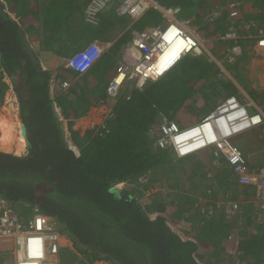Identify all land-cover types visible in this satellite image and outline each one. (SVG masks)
<instances>
[{
  "label": "trees",
  "instance_id": "trees-1",
  "mask_svg": "<svg viewBox=\"0 0 264 264\" xmlns=\"http://www.w3.org/2000/svg\"><path fill=\"white\" fill-rule=\"evenodd\" d=\"M33 1L10 2L14 7L17 4L18 7L21 5L27 8ZM41 1L44 5L35 9L40 11V15L33 18L34 29L39 27V30L32 32L31 38L27 39L28 28L33 31L32 28H25V19L18 22L9 17L6 3L0 0V105L9 88L4 81L7 75L18 93L29 148L23 155L0 150V198L10 201L15 211L23 216L33 213L35 207L39 212L55 218V230L69 238L77 250L87 249L88 258L93 256L116 264H264V232L256 231L255 234L249 232V229L246 231L244 227L234 230L238 228L236 224H239L236 221H242L239 217L242 215L243 220L247 221L246 225L254 226L250 222V211H254L256 206L253 189L238 184L233 178L239 189L243 190L234 195V199L241 202L247 200L242 203L244 212H237L234 218L227 221H219L215 214L211 218L203 215L202 208L206 203L199 200L210 195L209 192L215 190V184L220 186L221 181L212 178L207 180L209 182L205 187L201 183H189V173L197 176L196 166L213 169L215 157L220 158V163L226 164L224 155L215 154L212 146L208 147L210 150L206 148L207 152L204 151L206 160L196 154L174 158L173 147L169 143L161 146L157 142L155 125L160 126L164 119L175 120V110L163 108L160 101L155 102L152 98L159 92L153 91L152 87L163 76L155 81L148 80L142 88L134 89L130 98L120 94L112 99L107 92L100 90L101 81L108 78L106 89L117 73L121 46L130 44L135 31L141 32L148 27L161 25V12L151 8L129 26V18L120 17L116 11L121 0H110L102 11L100 24L91 25L100 29L105 22V27L111 24L113 29L116 27L118 34L124 29L123 33L96 65L78 74L65 66L60 69L43 68L36 46L39 42L42 45L53 43L59 46L57 39H50V36L53 38L56 35L49 33V23L60 25L66 22L76 12H73V4L80 6V0H39L38 3ZM233 1H240L238 7H243L244 16L249 10L252 13L257 11L262 20L264 0H251L248 6L241 2L243 0ZM162 3L168 6L179 5L181 13L186 6L189 7L185 19L191 25H199L203 32L208 27L201 21L205 13L195 15L194 7L199 3L203 6L200 9L205 10L212 4L210 0H162ZM114 17L118 21L114 22ZM40 19L44 20L45 30L41 27ZM246 19L251 21L249 17ZM111 27L109 25L108 28ZM226 27L223 19L217 23L215 30L224 31ZM212 28H208L206 36L213 35ZM260 33H264V27ZM66 46L69 48L70 45ZM205 55H192L193 59L184 61L187 55L177 67L178 77L175 82L178 85L186 83V89H196L194 80L207 68L211 69L208 63H205V67L201 65ZM194 70L200 73L195 76ZM63 82L67 85H62ZM171 83L172 80L165 82V99L172 94L166 89L168 87L170 90ZM93 84L98 87L97 92L100 94L94 91L90 93L88 87L92 85L93 89ZM215 99L212 95L209 100L213 102ZM174 100H170L172 106L177 104ZM105 103L110 107L107 127L89 128L83 135L73 128L77 118L91 106ZM57 106L69 120L70 139L79 151L68 142ZM242 134L241 138L244 137ZM254 139L264 141L263 137L255 136H251L248 141L251 143ZM260 166H264V161L257 166H250L248 162L250 170ZM226 169L230 170L228 166ZM160 170H168L167 180L163 179ZM172 174L175 175L173 179ZM203 178L207 179V176ZM175 179L176 185L172 183ZM184 180L189 184L184 185ZM133 182L145 188L149 187V183L153 186L157 183H171L177 192L163 190L145 195L143 189L135 191L131 185ZM121 183H126V186L117 187ZM221 187L216 192L218 195L226 191ZM192 191L199 196L192 195ZM244 192L246 194L242 195ZM25 204L28 206L25 207ZM234 219L235 222H232ZM196 228L201 231L198 233L200 235L191 234ZM234 235H239L236 236L237 240ZM257 236H260L259 240ZM232 237L234 244L229 241ZM237 248L240 252L232 253Z\"/></svg>",
  "mask_w": 264,
  "mask_h": 264
},
{
  "label": "built area",
  "instance_id": "built-area-1",
  "mask_svg": "<svg viewBox=\"0 0 264 264\" xmlns=\"http://www.w3.org/2000/svg\"><path fill=\"white\" fill-rule=\"evenodd\" d=\"M109 1L110 0H91L85 8V21L92 25H99L101 22L100 16L102 11ZM151 7H158L169 21V25L167 27H164L163 25L152 26L144 31L135 32L133 47L138 51L139 56L137 59L135 58V61L124 60L119 64L117 74L110 80L106 87V92L112 98H116L120 95L124 90L125 85L128 86L125 93L127 95L126 98H130V90L136 87V82L141 86L146 79H156L161 76L155 77L153 73H149V70L152 68L156 58L155 53L162 51L167 45L164 40V35L169 30L170 26L175 25L181 36L191 39L190 48L181 56L192 51L201 52L202 49L207 50L204 40L199 36L195 29H192L189 26L190 21H180L178 18V14L180 13L179 7L171 8L161 6L158 4V0H121L116 11L120 17L125 16L137 20ZM223 11L224 8L211 11L205 16V22H213L216 18L222 15ZM229 12V15L232 17L239 15L240 11L238 3H231L229 5ZM204 31L205 33H209L207 28H205ZM218 38L222 41L231 40L229 41L231 46L226 55L229 62L237 60V58L243 54V47L239 43L240 35L234 27H230L225 34H218ZM111 45V40L94 39L85 48L67 58L65 65L74 72L82 74L86 72L100 58V56L110 48ZM257 46L264 54L263 34L260 36ZM181 56L177 58L175 63L180 60ZM121 76L123 77V80L119 83L117 80ZM64 84H66V82H64ZM238 110L244 113V116L239 117V120L243 123L242 127L244 128L232 135L229 134L230 136L227 135L223 140H214L205 146H218L217 148H219V150L224 153L223 155H225V163L232 170L235 181L240 185L249 188L251 187L253 189L255 192L254 202L256 203L254 211L259 218L258 225L262 226L264 224V166H260L256 170L248 169L242 152L238 147L232 146L228 143L227 139L247 129L257 126L260 127L262 125V131L264 132V111L261 110L253 115L236 97H229L225 102L220 104L215 111L206 116L202 122L209 119L214 114L217 115L224 112H227L226 114H228V112ZM256 117L257 119H255ZM184 130L185 129L180 128L174 122L164 123L156 127L155 133H158L157 142L161 146H164L166 143L172 141L180 156L189 154L191 152H180L175 142V138ZM216 154L218 155L217 152ZM242 203L244 204L245 202L229 200L222 203L223 206L222 204H219L218 206L223 208V215L225 217L232 218L233 215L241 211L243 207ZM18 213L15 211L10 201L0 198V255L12 253L18 256L15 263H11L10 260H8L4 262V264H22L23 261L25 262L27 260H34L36 264H46L45 252L47 251V244L57 239L58 234L52 231L53 228L50 226L47 216L34 213V215H36H33L34 217H32L31 215L23 216L22 213H19L18 215ZM32 238H40L42 240V245L34 255L31 253Z\"/></svg>",
  "mask_w": 264,
  "mask_h": 264
},
{
  "label": "rangeland",
  "instance_id": "rangeland-1",
  "mask_svg": "<svg viewBox=\"0 0 264 264\" xmlns=\"http://www.w3.org/2000/svg\"><path fill=\"white\" fill-rule=\"evenodd\" d=\"M3 1L4 2H2V3H5V0H3ZM38 1L39 0L33 1L34 4L32 3L30 6L27 7L30 10V12H27V13L22 12V17H25V16H28V18L37 17L38 16V10H35V9H38L39 8V5H41V4L44 5L42 3V1H41V3H38ZM220 1H221L220 3L224 4V2L222 0H220ZM16 5H15V7H16ZM188 9H189V7L186 6V8L184 9V12L178 15L180 19H185L187 17V14H188L187 13V10ZM16 11L17 12H20L18 8H16ZM7 14L13 20L18 21V22L20 21L21 15L11 14L9 11H7ZM75 15L76 14H74V16ZM115 18L116 17H114L112 20H114V22L118 21V18H117V20ZM75 20H77V18ZM69 21H70V19H69ZM165 23H167V21H166V19H163L162 20V24L164 25ZM24 25H28L29 26V24L27 22H24ZM31 28L33 30L32 31L33 33L39 30V27L36 28V29H34V24H33V26H31ZM198 30H199V32L201 34H203V31L200 28ZM45 34L48 35V36H50L49 33H45ZM55 34L57 36L58 35V32L55 33ZM27 35L31 36L30 33H27ZM205 46L209 50V46L210 45L208 44V45H205ZM247 47L248 46H246V48ZM205 53H206L205 57L202 58V59H204L203 60L204 63H202L201 65H202V67H205L206 66L205 63H208L211 66V68H212L213 67V64L209 63L208 62L209 60L206 58V56H208V51H205ZM188 59L189 60L190 59H193L192 58V54H188V58L186 60H184V61H187ZM181 61H179L178 63H176L174 65V67L170 71H168L165 75H163V77L161 79H159L154 84V86L151 85V86H153L152 87V90L153 91H159L158 93L156 92L155 95H153L152 98H153V100L155 102L160 101V104H161V106L163 108H166V109H170L171 108V109L175 110V117H174V119L178 122L177 125L180 128H188V127H191V126L199 123L200 120H201V118L204 117V116H202L203 115L202 110H203V107H204V104L203 103H205V98L203 96V93H202V95L200 97V95L197 93V90L196 89H192V88L191 89H189V88L186 89L185 88L186 87V83L184 84V82H183V83H180L178 85L175 82L177 80V77H178V70H177L178 68L177 67L179 66V63ZM200 62H201V60H200ZM1 65L2 64H1V60H0V66ZM194 73H196L195 74V76H196L200 72L194 70ZM193 75L194 74L192 73V76ZM195 78L196 77H193V79H195ZM169 80H172V83H171V86H170V90L168 89V87H166V89L169 92L171 91L172 94L170 95V97H168V98L165 99V82H168ZM4 81H6L8 83L9 88L5 91L4 100H3L2 104L0 105V115H2V114H6V115L9 114L10 115L11 114V116H15V119L18 121V123H20L19 124L20 131H21L20 133L22 135V129H21V127H22L23 120H22L21 114H20L21 113V110H20L19 102L16 104V101L18 100V93L14 89V87H13V89L10 88L11 85L13 86V84H12L10 78L7 75L4 77ZM107 82L108 81L105 82V86H106ZM102 85L103 84L101 83L100 86H102ZM136 85H139V84H136ZM208 85H210V84L209 83H205L203 85V83H200L198 86H199V89L202 90L205 87H207ZM105 86L102 88V92H103V90L105 92ZM127 88H128V86H127ZM171 88H174L176 90L172 91ZM126 91H127V89H124V92H126ZM130 92L132 93V90H130ZM211 92L214 93L215 95L218 94L217 93V90L215 88L214 89H211ZM97 93L100 94L99 92H97ZM128 93H129V91H128ZM125 95H123V96H125ZM189 96H192L191 99H186ZM13 97L15 98V100H14ZM173 99H175L174 101H177V104L174 105V106H172L171 105L172 102H170V100H173ZM9 109H10V111H9ZM210 109L211 108H209L208 110H210ZM56 110H60V107L57 106L56 107ZM90 110H91V113L89 114ZM109 113H110V107L107 106L106 103L105 104H102V105H99V104L93 105V106H91L89 108V110L86 113H84L80 117H78V119L76 121V124H75V127L76 128H74V129L79 130L80 131V134L83 135L85 133V131L87 129H89V128L98 127V126H102V128H105V127L108 126V120L107 119L109 117ZM59 115L61 116V118L63 119V122L65 123V121H67V119L64 117L63 114L61 115L59 113ZM170 121H171L170 119H167V121H164L162 123H166V122H170ZM156 127H157V125H155L154 128H156ZM257 127L258 128H254V129H251V130L250 129H247V130H250V131H247L245 134L238 133V134L233 135V137L227 139L228 140V143H230L232 146L238 147V149L242 152V154L244 155L245 160H246L247 168H248V162H249L250 166H253L254 165V163L251 162V160L249 158H251L252 160H255V158L258 155H262V157H263L262 161H264V141H259V140L258 141H255V139L253 140L254 142H251V143H250V141H248L251 136H255L257 138H262L264 136V132L262 131V127L261 126H260L261 128L259 126H257ZM65 130H66V127H65ZM154 131H155V129H154ZM66 133L68 135L67 138H68L69 144L71 146H73L74 148H76L77 151H79L78 147L75 146V144L70 139V134L68 132H66ZM156 134H158V133L156 132ZM241 134L244 135L243 138L240 137ZM237 138L239 140H242L243 141L242 145L240 144V141H237ZM168 143H169V145H171L173 147L172 148L173 149L172 156L174 158L178 157L179 156V153L177 152L176 147L174 146V144L173 143L171 144L170 142H168ZM210 146H213L214 153L216 154V152H217L218 153V156L221 155V153L224 154L223 152H221V150H219V148H217L218 146H216V145H210ZM245 147H247V148L244 149ZM28 149H29L28 148V145L25 142V149L22 152H20V154L23 155V154L27 153ZM0 150H2L4 152H8V151H5V149H3L2 145H1V142H0ZM204 151L207 152L208 150L207 149H204L203 150V148H202V150L200 149V150H197V151L192 152L190 154L191 155L196 154L202 160L203 159L206 160L207 159V156H205L206 155V152L204 153ZM14 152L15 151H9L8 153H14ZM245 152L246 153L248 152V154L251 155V156H247V154L245 155ZM187 155H185V156H187ZM219 159L220 158H216L215 157V160H214L215 167L213 166V169H210V170L205 169L204 166H199V167L196 166L195 167L196 168L195 171H197V174H196L197 176L195 177L194 175H192L191 173H189L188 174L189 177H190L189 180H191L189 183H191V182L198 183V184L201 183V186L202 187H205L206 184L209 182L207 180H210L212 178H215L216 180L221 181L220 182V186L219 185L216 186V184H215V186H214V189L215 190L214 191H210L209 192L210 195H208L207 197H204L203 200H202V198H200L199 201L206 203V205L202 208V211L204 213L203 215H208L209 218H211L215 214V216L217 217V219L219 221H225V220L227 221V219H232L234 217H232V218H227V217L224 218L225 216L222 215L223 214V210H222L223 208L222 207H219L218 205L219 204H222V203H224L226 201H229V200H237V199H234L235 198L234 195L238 194V192L243 191V190H240L239 187L237 186L236 182H234V180H233L234 174H232L231 170H227L226 169V166L227 165L224 164V163H222V162L220 163ZM255 163H257V162H255ZM164 171L165 170H160V174L163 177V179H166V177L168 179L169 172H168V170H166L167 172H164ZM217 171H219L218 172L219 174H216ZM206 172H207V174H205ZM204 175L207 176V179L203 178ZM171 176H172V179L175 177L174 174H172ZM186 177L187 176H185L184 179ZM179 179H180V177L178 178V180L175 179V181H173L172 183L174 184L176 182V180H177V183H178L179 182ZM142 180H145V179H142ZM185 180L183 181V184L184 185H188L189 183L185 182ZM187 181H188V179H187ZM177 183H175V185ZM131 185H132V187L133 186L135 187V191L138 190V189H140V190L143 189L145 191V195H153L154 193H156L158 191H163V190L173 191L174 193L177 192L171 186V183H169L167 185H163V184L157 183L156 186H153L152 183H149V187H147V188H145L144 185H140L137 182L136 183L133 182ZM221 185L223 186V188L226 189V191L225 192H221L218 195L216 192H218V191L221 190V188H222ZM124 186H126V183H121V184L117 185V187H119V188H122ZM231 186H232V190L230 189ZM233 186H234V188H233ZM245 194H246L245 192L242 193V195H245ZM192 195H196L197 197L199 196V194H196L195 191H192ZM222 196H227V198L224 199V198H222ZM243 201L246 202L247 200H243ZM26 206H28V205L25 204V207ZM222 206H223V204H222ZM244 208L245 207H243V210L240 211L238 214H241V212H244ZM36 210H37L36 208H33V213H28V214H32L31 216L34 217L37 214L36 213ZM247 210H251V208H247ZM194 212H195V210H194ZM250 212H251L250 214H251V218H252L250 220V222L252 221L251 224H253L254 226L250 227L249 225H246L245 223H247V221L245 219L243 220L244 216L243 215L242 216H239L238 215L239 217H241L240 219L242 221H239V222L236 221L239 224L238 225L236 224V226L238 228H236L234 230H237L239 228L244 227V229L246 231H248V229H249V230H251L249 232H252V233H255V231H263L264 232V224L262 226L258 225L259 218L255 214L256 212L253 211V210H251ZM34 213H36V214L34 215ZM38 214H43V213L38 212ZM48 219H49L50 226H52L53 231L55 232L56 231L55 229L57 227V221L55 220V218L50 217V216H48ZM232 222H235V219ZM200 232L201 231H199V228H196L195 230L192 231L191 234L200 235V234H198ZM245 235L243 236V238L245 237ZM236 236H239V235H236ZM236 236L234 235L235 239L237 240V237ZM259 238H260V236H257V239L258 240H259ZM64 239H68V240L65 241ZM217 240H220V239L217 238ZM58 241L61 243V245L63 244L62 247H66V248H60V249L58 247V249H59L58 253L60 255V264H77V263H83V261H81V260L78 259V257L76 256L75 252L72 251L71 246H73V243L65 235H63L61 238H57V239L49 242L47 244V248H50V249H53L54 248V250H56V246L58 245ZM229 241L232 242L233 244L235 243V240H234L233 237L230 238ZM220 244H223V242L221 240H220ZM83 252H85V256L83 257V259H86V261L88 263L90 261V264H96V262H94V260H93V258H94L93 256H90V259L89 260L87 259V257H86L87 256V249H84ZM238 252H240L238 250V248H237V250L235 249V250L232 251V253H235V254H237ZM57 256H58V254H56V258H57ZM94 259L97 260V258H94ZM55 263L56 262H53V264H55ZM83 264H85V262Z\"/></svg>",
  "mask_w": 264,
  "mask_h": 264
},
{
  "label": "crops",
  "instance_id": "crops-1",
  "mask_svg": "<svg viewBox=\"0 0 264 264\" xmlns=\"http://www.w3.org/2000/svg\"><path fill=\"white\" fill-rule=\"evenodd\" d=\"M6 1L7 2H5V3L8 7V11L10 9L9 12L11 14L21 15L20 20L25 19L26 22L29 24V26L25 25V28L33 26V24H34L33 18H28V16L22 17V12H24V13L30 12V10L28 8H26V6L22 7L19 4L20 6L18 7L16 5V7H18V9L20 11V12H17L16 7H14L12 5V3L10 2L11 0H6ZM222 1L225 2L226 0H222ZM230 1H233V0H230ZM250 1L251 0H245L243 3L245 4V6H248V4H250L249 3ZM210 2H212V4H210L209 7L205 10H201L200 8H203V6L199 3H196V6L194 7V9H196L194 11L195 15L199 14V16H200V14L202 15V14L206 13L205 11L209 10V8L213 4H215V3L218 4L221 1L220 0H210ZM88 3H89V0H80V4H81L80 6L81 7L80 6L76 7V5L73 4V6L75 7L73 12L76 11L74 13V14H76L75 15L76 17L74 16V14H72L68 17L66 22H63L60 25H59V23H58V25L54 24V22L49 23V25L51 27V30L49 33H52V35H56L55 33L58 32V35L56 37L52 38L50 36V39H57L59 41L60 47L58 45L53 44V43L51 45H48V43L47 44L44 43V45H42L41 42L38 43V46H36V48L38 50V54H39L38 57L40 60V64L43 68L47 67L50 69H60L64 66L66 67L65 64H66L67 58H69L71 55H73L77 51L85 48L94 39L104 40L103 38H106V39L113 40V44H114V42L118 38V36L123 33L124 29L121 30L118 34L116 27H115V29H113L111 27V24H108V26L105 27L104 26V24H106L105 22L102 23V26L100 29H96L91 24L87 23L85 21L84 13H85V8L87 7ZM73 6H71V7L73 8ZM60 7L61 6H59V8ZM13 8H15V10H12ZM39 15H40V11L38 10V16ZM246 17H249L252 22H255L256 26L253 27L252 29L249 27L248 28L247 27L246 28L241 27L239 29L240 33H242V34H240L241 35L240 41H245L242 38L243 34H248V37L252 38L255 36V34H259L260 32H262V27H264V22H263L264 21L263 20L264 15L262 16L263 18L261 20V16L258 15L257 11L252 13L249 10L247 12V14L245 15V18ZM76 18H77V20H75ZM69 19H70V21H69ZM120 20H123V19L120 18ZM39 22H41V27H43V29L45 30V26L43 25L44 20L40 19ZM131 22L132 21L130 19H128L127 24H129V26H130ZM258 23H260V25ZM109 25L111 28H108ZM94 29H96V30H94ZM259 29H260V32H259ZM44 30H42V31H44ZM214 30H215V27L213 28V31ZM30 31L31 30H29V28H28L27 33L31 34L32 31L31 32ZM216 32L217 31L215 30L214 33H216ZM27 33H26V37H27V39H30L31 36L27 35ZM214 33L211 36L208 35L205 37V39L207 40V44L210 45L209 46L210 51L208 52V56H206V58L209 60V61L207 60L209 63L213 64V67L211 69L207 68V70L205 72H202L199 75V77L194 80V82H195L194 85L196 86L197 93L200 95V97L203 93V96L205 98V103H203L204 107L202 110V112H203L202 116H204V117L208 116L210 113L215 111L217 109V107L220 104H222L227 98L232 97V96H235L242 104H244L249 109V111L251 113L260 112L261 110L264 111V54H263V52L260 49H258L255 46V42H253V40L250 39L247 42L245 41L246 46H248L245 49V53L242 56H239L237 58V60H235L233 62H229L228 61L229 59H227L226 53H227L228 47H230L229 41H231V40L221 41L220 39L216 38ZM114 34H116V35L114 36ZM245 37H246V35H245ZM113 44H112V46H113ZM66 45H70L69 48H66V47H68ZM112 46L110 48H112ZM109 49L107 51H109ZM130 50H131V48L129 49L128 46H123V47L121 46V48L119 50V58L118 59L120 60V59L125 58L127 55H130L131 54ZM129 57L130 56H128L127 59ZM100 58L96 61V63L100 60ZM96 63H94V64L96 65ZM71 72H72V70H71ZM98 77H100V76H98ZM106 81H108V78H105V79H103V81H101L103 85L100 86V90H102V88L105 86ZM200 83H203V85L205 83H209L210 85H208L204 89L200 90L199 86H198ZM93 86H95V84H93ZM95 87H93V89H92V85H90L88 87L90 93H92V91L97 93L98 87H96V88ZM10 88L13 89V86L11 85ZM214 88L217 90V93H218L216 95L211 92V89H214ZM98 91H99V89H98ZM212 95H214L216 98L213 102H211L209 100ZM18 102L19 101L17 100L16 104ZM209 108H211V109L208 110ZM58 111L62 115L61 110H58ZM90 113H91V110H90L89 114ZM204 117H202L201 119H203ZM166 120L167 119H164V121H166ZM171 121H173V120H171ZM68 122H69V120L67 119V121H65V123H64V128L66 127V132H68L70 134V131L68 130ZM175 122H177V121H175ZM75 124H76V122H75ZM75 124H74L73 128H76ZM254 128H258V127H254ZM254 128H251V129H254ZM250 130H245L241 133L245 134L247 131H250ZM0 134H1V132H0ZM237 141H240V144L242 145L243 141H241L239 139H237ZM246 154H247V156H251L248 154V152L247 153L245 152V155ZM249 159L251 160V162L254 163L253 166H257L262 161L263 157H262V155H258L255 158V160H252L251 158H249ZM255 162H257V163H255ZM231 172H232V170H231ZM232 174H233V172H232ZM234 180H235V177H234ZM64 240L67 241L68 239H64ZM58 246L59 247L63 246V244L61 245V243H60ZM71 248H72L73 252H76V255L78 256L79 260H83L85 262V264H90V261L88 263L86 261V259H83V257L85 256V252H83L84 249L77 250L73 246H71ZM56 254H58L57 258H56ZM51 257H52V259H51L50 264H53V262H56L55 264H60V255H59L58 251L56 253L52 254ZM86 257L88 260L90 259V258H88V256H86ZM10 259H11V256L10 257L4 256L3 259L0 256V264H4V262H6ZM93 260H94V262H96V264H116L112 261H106V260L99 259V258H97V260L93 258Z\"/></svg>",
  "mask_w": 264,
  "mask_h": 264
},
{
  "label": "bare ground",
  "instance_id": "bare-ground-1",
  "mask_svg": "<svg viewBox=\"0 0 264 264\" xmlns=\"http://www.w3.org/2000/svg\"><path fill=\"white\" fill-rule=\"evenodd\" d=\"M164 40L167 45L162 51L155 53L156 58L152 68L149 70V73H153L155 77L169 71L177 58L190 48L191 43L190 38L187 39L179 34V30L175 25L170 26L169 30L164 35ZM122 80L123 77L121 76L117 82L120 83ZM226 113L227 112L217 115L214 114L202 123L185 129L175 138L179 151L183 153L197 151L214 140H223L227 135L230 136L229 134L232 135L244 128L242 127L243 123L239 120L240 116H244L242 111L238 110L228 112V114ZM251 114L255 115L254 113ZM8 115H0V142L5 151L20 153L25 149V141L20 133V123L15 119V116H11V114ZM255 119H257V117ZM41 243L42 240L40 238H32V255L40 248L42 245ZM22 264L36 263L34 260H27L25 262L23 261Z\"/></svg>",
  "mask_w": 264,
  "mask_h": 264
},
{
  "label": "clouds",
  "instance_id": "clouds-1",
  "mask_svg": "<svg viewBox=\"0 0 264 264\" xmlns=\"http://www.w3.org/2000/svg\"><path fill=\"white\" fill-rule=\"evenodd\" d=\"M2 2H3V0H1ZM242 3H243V1H241ZM231 3H234V1H228V2H224V4H222V3H218V4H213L210 8H209V10H207V12L203 15V18H202V22L204 23V24H207V26L208 27H206L207 29L208 28H210V27H215L216 28V25H217V23L219 22V21H221V20H225V22H226V24H227V27H226V30L225 31H220V30H218L216 33H214V35L216 36V38H218V34H225V33H227V31L229 30V28L230 27H234L235 28V30L237 31V33L240 35V34H242V33H240V28L242 27V28H253V27H255L256 26V23L255 22H252V21H248L246 18H245V16H244V12H243V7H240L239 6V11H240V13H239V15H237V16H235V17H232V16H230L229 15V5L231 4ZM235 3H238V4H241L240 3V1H238V2H235ZM158 4L159 5H161V6H167V7H171V8H175V7H179L180 8V13L179 14H181V12H182V9H181V7L179 6V5H164L163 3H162V0H158ZM244 4V3H243ZM151 8H156V9H158L159 10V8L158 7H151ZM150 8V9H151ZM220 8H224V11H223V13H222V15L220 16V17H218V18H216L213 22H205V16L208 14V13H210L211 11H213V10H215V9H220ZM150 9H148V10H150ZM147 10V11H148ZM146 11V12H147ZM160 11V10H159ZM145 12V13H146ZM161 12V11H160ZM144 13V14H145ZM143 14V15H144ZM161 14H162V16H163V19H166V21H167V23H165L164 25L161 23V25H163L164 27H167L168 25H169V21L167 20V18L164 16V14L161 12ZM178 14V15H179ZM142 15V16H143ZM141 16V17H142ZM129 18V17H128ZM178 18H179V16H178ZM131 21H135V20H133V19H131V18H129ZM180 19V18H179ZM183 20H187V19H180V21H183ZM244 22V23H243ZM189 26L192 28V29H195L196 31H197V33L199 34V36L204 40V44L205 45H208V44H206L207 43V40L205 39V37H206V33L205 32H203V34H201L200 32H199V25H191V24H189ZM217 29V28H216ZM146 30V29H145ZM212 31H213V28H212ZM136 32V31H135ZM214 32V31H213ZM213 32H211V34L213 33ZM264 35V33H259V34H255V36L254 37H252V38H249L248 37V34H243L242 35V38H243V40H245L246 42L248 41V40H250V39H252L253 40V42H255V46L259 49V47L257 46L258 45V40L260 39V36L261 35ZM245 35H246V37H245ZM134 37H135V33H134ZM219 39V38H218ZM102 40V39H101ZM106 40H110V39H106ZM241 40V35H240V39H239V43L241 44V46L243 47V54L245 53V49H246V44H245V41H240ZM112 41V44H113V40H111ZM222 41V40H221ZM249 44V43H248ZM133 45H134V38H133V40L130 42V44L128 45V48L130 49L131 48V54L130 55H127L125 58H123V59H121V61L119 62V64L121 63V62H123L124 60H132V61H135V58L137 59V57L139 56V53H138V51H136L135 50V47H133ZM112 46V45H111ZM110 46V47H111ZM231 46V45H230ZM229 48L230 47H228V50H229ZM207 49V48H206ZM228 50H227V52H228ZM261 50V49H260ZM205 51H208L209 52V50L207 49V50H204V49H202L201 50V52H194V51H192V52H188V53H185L183 56H181V58H180V60L179 61H181L186 55H188V54H192V55H195V56H200V55H202V54H204L205 53ZM262 51V50H261ZM263 52V51H262ZM105 53V52H104ZM103 53V54H104ZM196 53V54H195ZM198 53V54H197ZM102 54V55H103ZM206 54V53H205ZM227 54V53H226ZM242 54V55H243ZM101 55V56H102ZM241 55V56H242ZM100 56V57H101ZM128 56H130L128 59H127V57ZM227 59H228V57H227ZM0 60H1V58H0ZM178 61V62H179ZM229 61V60H228ZM178 62H176V63H178ZM96 63V62H95ZM175 63V64H176ZM119 64H118V66H119ZM174 64V65H175ZM174 65H173V67H174ZM173 67H171L170 69H169V71L173 68ZM91 68V67H90ZM89 68V69H90ZM88 69V70H89ZM118 69V68H117ZM87 70V71H88ZM86 71V72H87ZM168 72V71H167ZM166 72V73H167ZM75 73H77V72H75ZM85 73V72H84ZM166 73H164V74H162L160 77H158V78H156V79H150V78H148V79H146L145 80V82L143 83V84H141V86L140 85H136V87L135 88H133L132 89V91L134 90V89H136V88H142L143 86H144V84L148 81V80H150V81H155V80H157V79H159V78H161L163 75H165ZM79 74V73H78ZM117 74V73H116ZM112 79V78H111ZM64 84V82L62 83V85ZM136 84H138L137 82H136ZM67 85V84H66ZM124 89H128L127 88V85H125V87H124ZM105 92H106V89H105ZM125 93L126 92H124V90L121 92V94H123V95H125ZM126 96V95H125ZM232 97H235V96H232ZM112 99H114V98H112ZM244 105V104H243ZM205 118V117H204ZM203 118V119H204ZM203 119H201L200 120V122L199 123H197V124H200L201 122H202V120ZM170 122H174V123H176L177 124V122H175V121H170ZM166 123H169V122H166ZM23 124V123H22ZM162 124H164V123H162ZM161 124V125H162ZM197 124H195V125H197ZM195 125H193V126H195ZM158 127V126H157ZM192 127V126H191ZM22 128V127H21ZM188 128H190V127H188ZM254 128V127H253ZM182 129H187V128H182ZM155 130H156V128H155ZM170 143L172 144L173 142L172 141H170ZM174 144V143H173ZM174 146H175V144H174ZM73 147V146H72ZM208 147H212V146H210V145H208V146H205V147H203V149H206V148H208ZM201 150H202V148H200ZM200 149H198V150H200ZM195 152V151H194ZM192 153V152H191ZM190 154V153H189ZM188 154V155H189ZM22 155V154H21ZM187 155V154H186ZM180 156V155H179ZM181 156H185V155H181ZM35 208V207H34ZM38 211V210H37ZM36 211V213H38ZM20 213V212H19ZM18 213V214H19ZM28 214V213H27ZM29 215H32V214H28V216ZM42 215H45V216H47L48 217V215H46V214H42ZM53 231V230H52ZM57 234H58V236H57V238H61L62 236H63V234H61L60 232H57V231H55ZM60 244V242L58 241V245ZM56 246V250H54V248L53 249H50V248H47V251L45 252V259H46V264H50L51 263V259H52V254H54V253H56L57 251H59V249L62 247V246ZM58 247H59V249H58ZM1 257H2V259H3V257L4 256H11V259H10V262L11 263H15L16 261H17V255L16 254H12V253H7V254H3V255H0ZM20 256H21V254H20Z\"/></svg>",
  "mask_w": 264,
  "mask_h": 264
},
{
  "label": "water",
  "instance_id": "water-1",
  "mask_svg": "<svg viewBox=\"0 0 264 264\" xmlns=\"http://www.w3.org/2000/svg\"><path fill=\"white\" fill-rule=\"evenodd\" d=\"M22 135H23V139H24V141L26 142V143H28V139H27V131H26V126H25V124L23 123L22 124ZM75 150H76V148H74ZM14 155H21L20 153H16V152H14L13 153Z\"/></svg>",
  "mask_w": 264,
  "mask_h": 264
}]
</instances>
